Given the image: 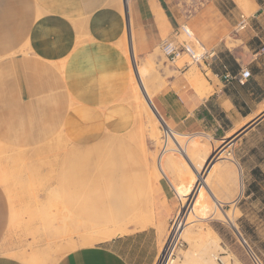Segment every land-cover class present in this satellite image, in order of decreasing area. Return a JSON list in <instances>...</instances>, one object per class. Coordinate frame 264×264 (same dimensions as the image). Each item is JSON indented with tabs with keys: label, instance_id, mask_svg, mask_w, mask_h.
I'll return each instance as SVG.
<instances>
[{
	"label": "crops",
	"instance_id": "crops-1",
	"mask_svg": "<svg viewBox=\"0 0 264 264\" xmlns=\"http://www.w3.org/2000/svg\"><path fill=\"white\" fill-rule=\"evenodd\" d=\"M124 4L123 0H0V46L13 39L12 29L26 32L28 49L36 61L61 66V85L68 99L62 126L72 142L85 143L108 131L125 132L135 124L136 113L127 99L133 55L137 63L154 62L162 42H181L178 30L187 24L215 56L197 65L203 79L197 83L189 78L197 72L191 63L169 60L170 72L177 74L163 76L165 85L152 101L179 135L199 134L216 142L227 139L231 144L227 155L233 158L219 168L212 187L205 183L204 188L216 206L240 208L257 190L253 183L256 166L249 168L247 161L264 158V0H254L247 26L238 31L241 16L246 14L236 0H195L192 5L185 0H131L125 10ZM23 60L18 62L19 77L26 80ZM246 68L252 76L241 83L239 77ZM219 148L220 158H225V147ZM167 168L172 176L176 174L169 164ZM195 174H199L196 169ZM172 188L169 183L163 190L170 194ZM176 211L172 203L158 221L153 216V225L94 244H86L90 239L82 234L81 241L69 235L72 222L65 221L60 232L68 236L72 247L53 264H158L166 224ZM10 222V199L0 184V242ZM25 257L0 254V264L40 263L33 256Z\"/></svg>",
	"mask_w": 264,
	"mask_h": 264
},
{
	"label": "rangeland",
	"instance_id": "rangeland-1",
	"mask_svg": "<svg viewBox=\"0 0 264 264\" xmlns=\"http://www.w3.org/2000/svg\"><path fill=\"white\" fill-rule=\"evenodd\" d=\"M185 1L191 5L195 3V0ZM125 6L128 5L124 4V10ZM243 13L249 16L251 9L243 8ZM24 33L12 29L9 35L13 39L2 41L0 46V172L7 178L6 182L0 180V184L11 204V222L0 242V254L17 259H22V254L29 255L37 258L38 264H53L72 247L68 236L60 232L63 222H72L68 232L73 238L79 239L82 234L90 239L88 244H94L99 242L100 234L115 233V236L140 230L138 225L148 223L145 228L153 225L163 209L174 203L177 211L166 224L161 253L183 220L180 218L188 214L180 239L170 252L175 258L174 264H252L248 246L264 260V158L252 157L247 161L249 168L256 166L253 183L257 190L246 204L240 208L216 206L204 183L192 206L196 193L192 196L194 200L189 197L198 176L189 155L198 166V172H202L203 167L211 168L205 174V180L212 187L219 168L233 158L227 155L231 146L227 139L216 142L199 134L177 135L188 153L186 156L171 151L162 156L165 175L159 167L162 116L149 105V110L142 112V122H137L136 118L135 124L125 132L108 131L92 142H72L62 126L68 99L61 85V66L58 69L52 63L36 61L28 49ZM183 40H188L184 34L180 38ZM8 41L10 44L4 46ZM123 48L127 51L126 42ZM22 57L33 60L32 63L23 60V71L28 74L26 80L19 77L18 62ZM154 59L147 64H141L139 60L135 63L134 55L131 59L134 68L137 64L145 71V87L136 76L142 98L138 95L136 103H130L136 115L137 107L142 109L141 104L146 99L143 90L152 100L154 93L165 85L163 76L177 74L170 72L172 64L161 50L155 53ZM186 61L191 63L184 56L178 64L183 65ZM192 66L200 72L196 64ZM212 142L216 143L214 148ZM220 145L225 147V158H220L223 156ZM171 155L173 159H170ZM183 156L188 159V164L179 159ZM170 160L178 162L175 168ZM214 163L217 164L213 169ZM168 164L176 173L174 176L167 168ZM175 180L185 184V188L179 187ZM169 183L174 190L167 194L163 187ZM200 203L203 206L200 207ZM84 211L88 214L85 215ZM93 211L102 217L110 213L115 220L101 233H88L87 227L84 229L81 223L86 220H89L87 224L90 223ZM129 213L132 214L127 215ZM75 219L83 222L78 224ZM108 238L111 237L102 240Z\"/></svg>",
	"mask_w": 264,
	"mask_h": 264
},
{
	"label": "bare ground",
	"instance_id": "bare-ground-1",
	"mask_svg": "<svg viewBox=\"0 0 264 264\" xmlns=\"http://www.w3.org/2000/svg\"><path fill=\"white\" fill-rule=\"evenodd\" d=\"M243 8H245V9H247L248 10V8L250 7V5H252L253 4V2H254V0H236ZM132 29V28H131ZM132 38H133V36H132ZM131 40H133V39H131ZM132 43V42H131ZM132 46L134 45V43H132L131 44ZM131 46V47H132ZM134 49V48H133ZM135 53V52H134ZM134 59H135V63H137L136 62V54L134 55ZM136 72V73H135ZM131 76V75H130ZM136 76H137V79H141V82L143 83V85H144V87H145V84H144V78H145V71H143V70H141V69H139V67H138V65L136 64V66H135V68L132 66V85H131V88H130V90H129V93H128V96H127V99H128V102L129 103H136V101H137V96L139 95V97H140V88H139V86H138V83L136 82ZM189 78L193 81V83H197L198 81H201L202 82V76H201V74L199 73V72H196V73H191V74H189ZM131 84V83H130ZM204 84V83H203ZM130 87V86H129ZM142 89H143V87H142ZM144 92H145V94H146V99H145V101H143L142 102V104H141V107H142V109H139L138 110V107H137V105H135L136 107H137V115H136V118L138 119V121H137V119H136V121L137 122H139V121H141L142 120V112H143V110H149V105L154 109V105H153V103H152V100H150L149 99V97H148V95H147V93H146V91L145 90H143ZM143 95V94H142ZM140 98H142V96L140 97ZM144 98V97H143ZM115 102V101H114ZM149 103V104H148ZM152 104V105H151ZM155 110V109H154ZM262 111H264V110H262ZM134 116V115H133ZM142 122V121H141ZM177 135H179L178 133H176V139H177ZM181 136V135H180ZM194 140V139H193ZM196 140V139H195ZM117 141V140H116ZM177 141H178V139H177ZM121 142H123V141H121ZM179 142V141H178ZM124 143V142H123ZM179 144L181 145V143L179 142ZM71 145V144H70ZM115 146V145H114ZM182 146V145H181ZM184 149H185V147H184ZM78 152V151H77ZM80 153H81V151H79ZM86 152V151H85ZM89 152V151H88ZM116 152V151H115ZM118 152V151H117ZM120 152V151H119ZM185 152H186V149H185ZM80 153H77L76 155H78V156H81V155H83L82 153H81V155H79ZM169 153V152H168ZM187 153L188 152H186V154L185 153H183V154H181V155H186L187 156ZM71 154V153H70ZM113 154V153H112ZM86 156H88V154H85ZM111 155V154H110ZM119 155H120V153H119ZM67 156V155H66ZM106 156V155H105ZM104 156V158H106L107 156H108V154H107V156L105 157ZM84 157V156H83ZM113 158H111V156H110V158L111 159H114L115 157L114 156H112ZM120 157H121V155H120ZM170 158V157H169ZM183 158V159H182ZM182 158H179V159H181L182 161L184 160V162L186 163V164H188V159H186V157L185 156H183ZM192 157H190V155H189V160L191 161V164H193V167L195 168V169H197L198 170V166H196V164L194 163V161L191 159ZM107 160H108V158H106ZM170 159H173L172 158V155H171V158ZM169 160V159H168ZM178 160V159H177ZM180 160V161H181ZM104 161H106L105 159H104ZM170 161H172L171 162V164H173V166H174V168H175V163L177 164L178 162L177 161H175V160H170ZM181 161V163L182 164H184V162H182ZM190 161H189V163H190ZM112 162V161H111ZM111 162H109L108 164H110ZM113 162H115V161H113ZM116 163V162H115ZM159 167L161 168V170L162 171H164V173H166V171H165V169H164V167H163V159L161 158V159H159ZM107 164V165H108ZM112 165H113V163H112ZM115 165H117V164H115ZM110 166H111V164H110ZM114 166V165H113ZM189 166V165H188ZM178 167V166H177ZM190 167V166H189ZM192 168V167H191ZM204 169H203V171L201 172H198L199 174H198V177H197V181H196V184H195V187H194V191H193V193H192V195L189 197V199L191 200V198H192V196H193V194H197V193H201V190H202V186H203V184L204 183H206L207 181L205 180V174L206 173H208L207 171H208V167H203ZM111 169V168H110ZM3 170V169H2ZM100 170V169H99ZM0 180L2 181V182H6L7 181V178H6V176H3V174L0 172ZM170 180V179H169ZM201 187V188H200ZM200 188V189H199ZM198 189H199V191H198ZM179 194H180V192H179ZM80 197V196H79ZM181 198V197H180ZM196 198V197H195ZM182 199H184L183 197H182ZM193 199V198H192ZM194 200V199H193ZM183 201V200H182ZM196 201V199L193 201V203H192V206L194 205V202ZM89 209V208H88ZM127 211H130V209L129 210H127ZM78 212V213H77ZM92 211H90L89 213H91ZM126 212V211H125ZM133 212V211H132ZM76 213L79 215L81 212L80 211H76ZM120 213V212H119ZM124 213V212H123ZM82 215H83V213H81ZM80 214V215H81ZM84 214L85 215H87L88 213H85V211H84ZM106 214V213H105ZM132 214V213H131ZM130 213L129 214H127V215H131ZM182 215V214H181ZM188 215V214H187ZM187 215H185L183 218H180V219H183L182 221H181V223H179V225H178V229H174V231L172 232V235H171V237H170V239H169V241H168V243H167V245H166V247H165V249H164V251H163V253H161V258H160V260H159V262H158V264H174V260L172 259V257H171V250H172V248H174L176 245H177V242H178V240L180 239L179 238V236L181 235V232H182V227L186 224V221L188 220V217H187ZM90 216H91V221H90V223H88L87 224V221H89V220H86V223H85V221L83 222V220H84V218H83V220L81 221V222H83V223H81L80 221H77V219H75L76 221H77V223L79 224V223H81V225H82V227L84 228L85 226L87 227L86 229H87V231H88V233H94V232H96V233H101V231H103V229H106L107 227H108V225L107 224H109V223H111V222H113L114 220H115V217H114V215H112V214H107L106 216H104V217H102V215H100L99 214V216H96V214H94V211H93V213L92 214H90ZM118 216V215H117ZM82 217V216H81ZM85 217V216H84ZM107 217V218H106ZM85 218H88V217H85ZM82 218H79V220H81ZM89 219V218H88ZM118 218H116V220H117ZM180 219H178V220H180ZM150 222H152V218L149 220V223ZM76 223V224H77ZM148 223H146V224H143V225H138V227L140 228V230L141 229H144L145 227H146V225H147ZM64 225V224H63ZM78 226H80V225H78ZM80 228V227H79ZM184 228V227H183ZM77 229H78V227H77ZM85 229V228H84ZM81 230V229H80ZM79 230V231H80ZM86 230L85 231H83L84 233H86L87 232ZM212 230H210V232H211ZM78 233V232H77ZM212 233V232H211ZM210 233V234H211ZM215 233V232H214ZM80 234V233H79ZM78 234V235H79ZM113 234H115V233H111V234H108V235H106V236H104L103 234H100L99 236H98V238H97V240H102L103 238H105V237H112L113 236ZM200 234V233H199ZM217 234V233H216ZM215 234V237L217 236ZM214 235V234H213ZM88 238V237H87ZM208 239V238H207ZM84 241V240H83ZM85 242H86V244H87V241L85 240ZM85 244V245H86ZM45 247V246H44ZM25 257V256H24ZM24 257H21V258H24ZM217 257V256H216ZM25 258H27V257H25ZM30 258V257H29ZM31 259L33 260V259H35V258H32L31 257ZM29 260V259H28ZM26 261H27V259H26ZM161 262V263H160ZM29 263H31V264H33V263H35V262H33V261H29ZM28 263V264H29Z\"/></svg>",
	"mask_w": 264,
	"mask_h": 264
},
{
	"label": "built area",
	"instance_id": "built-area-1",
	"mask_svg": "<svg viewBox=\"0 0 264 264\" xmlns=\"http://www.w3.org/2000/svg\"><path fill=\"white\" fill-rule=\"evenodd\" d=\"M123 1L128 5L131 0ZM247 21L248 16L242 15L237 31L245 28L247 26ZM178 33L184 34L188 40H183L181 42L165 40L161 44L162 53L171 62H176L184 56H187L191 60V64L201 65L215 56L214 51H208L200 44L199 40L195 37L194 32L187 25L180 26ZM251 76L252 72L249 68L243 69L239 81L244 83ZM162 121V146L159 152V159L171 151L179 154H186L184 147L181 146L176 139L177 131L170 127L163 118ZM247 252L252 264H264V260L250 246H248ZM172 259L175 261V258L172 257Z\"/></svg>",
	"mask_w": 264,
	"mask_h": 264
},
{
	"label": "water",
	"instance_id": "water-1",
	"mask_svg": "<svg viewBox=\"0 0 264 264\" xmlns=\"http://www.w3.org/2000/svg\"><path fill=\"white\" fill-rule=\"evenodd\" d=\"M154 109H155V111H156L157 115H159V113H158V111L156 110V108H155V107H154Z\"/></svg>",
	"mask_w": 264,
	"mask_h": 264
}]
</instances>
